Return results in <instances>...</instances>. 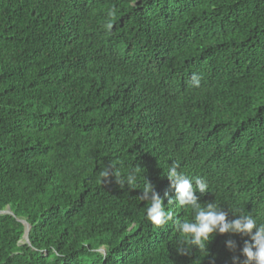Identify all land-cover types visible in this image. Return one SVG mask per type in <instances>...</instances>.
Returning a JSON list of instances; mask_svg holds the SVG:
<instances>
[{
  "label": "trees",
  "instance_id": "16d2710c",
  "mask_svg": "<svg viewBox=\"0 0 264 264\" xmlns=\"http://www.w3.org/2000/svg\"><path fill=\"white\" fill-rule=\"evenodd\" d=\"M109 162L137 187L104 182ZM173 162L208 184L201 206L264 222V0H0V264L243 261L231 232L177 251L194 212Z\"/></svg>",
  "mask_w": 264,
  "mask_h": 264
},
{
  "label": "clouds",
  "instance_id": "9594fccd",
  "mask_svg": "<svg viewBox=\"0 0 264 264\" xmlns=\"http://www.w3.org/2000/svg\"><path fill=\"white\" fill-rule=\"evenodd\" d=\"M111 29L112 24L106 25ZM193 86H200V77L193 74L191 77ZM179 165L173 162L166 174H164L177 193L175 199L178 206L191 208L194 212L193 221H176V231L183 237L181 247L177 251L181 255H187L191 247H195L201 251L207 249L208 244L213 241L217 234H242L250 237V240L244 242L241 255L245 257L243 261L240 256H233V264H264V222L258 223L257 218L249 213H235L231 209L233 215L237 218L229 221V212L221 210L215 203L209 202L205 206H201L196 193L207 192L208 184L203 178L190 179L182 171H178ZM101 175L104 182L112 183L113 180L121 187L127 183L129 187H137V173L135 169L130 170L126 176H121L119 169L112 162L102 168ZM149 194L151 197L149 199ZM142 201H148L146 211L147 219L154 225L160 227L172 220V212L166 211L164 201L158 193H156L151 182L146 180L142 187V195L139 196ZM171 203V201H170ZM187 245V247H184ZM238 245L235 241L228 242V249L235 251Z\"/></svg>",
  "mask_w": 264,
  "mask_h": 264
},
{
  "label": "water",
  "instance_id": "95a60500",
  "mask_svg": "<svg viewBox=\"0 0 264 264\" xmlns=\"http://www.w3.org/2000/svg\"><path fill=\"white\" fill-rule=\"evenodd\" d=\"M0 214H11L12 215L13 213L8 208L7 210L0 211ZM23 224L25 225V234L23 236V240H25L24 243H29L28 234H29L30 225L26 221H23Z\"/></svg>",
  "mask_w": 264,
  "mask_h": 264
},
{
  "label": "rangeland",
  "instance_id": "374dc122",
  "mask_svg": "<svg viewBox=\"0 0 264 264\" xmlns=\"http://www.w3.org/2000/svg\"><path fill=\"white\" fill-rule=\"evenodd\" d=\"M22 241H23V243H24L25 240H22Z\"/></svg>",
  "mask_w": 264,
  "mask_h": 264
},
{
  "label": "bare ground",
  "instance_id": "6f19581e",
  "mask_svg": "<svg viewBox=\"0 0 264 264\" xmlns=\"http://www.w3.org/2000/svg\"><path fill=\"white\" fill-rule=\"evenodd\" d=\"M23 242V241H22Z\"/></svg>",
  "mask_w": 264,
  "mask_h": 264
}]
</instances>
